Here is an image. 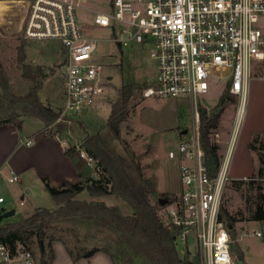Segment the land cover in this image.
Segmentation results:
<instances>
[{
  "label": "built area",
  "instance_id": "obj_1",
  "mask_svg": "<svg viewBox=\"0 0 264 264\" xmlns=\"http://www.w3.org/2000/svg\"><path fill=\"white\" fill-rule=\"evenodd\" d=\"M80 1L27 0L25 19L16 33L60 44L65 98L54 123L64 122L66 129L73 121L70 117L83 116L104 98L112 78L98 60L101 39L87 33L93 26L106 28L107 40L120 47L131 42L149 46L156 73L143 90L145 97L193 104L221 82L243 103L253 64L264 60V0H102L100 10ZM80 10L91 12V17L81 20ZM199 122L195 111L193 123L167 152L178 162L180 192L165 205V220L180 227L179 245L186 246L194 232L201 264H239L230 254V235L217 218L228 180L225 157L211 176ZM60 137L55 136L64 143ZM79 154L88 164L94 161L84 149ZM6 180L16 182L18 176L9 170ZM3 201L0 196V205ZM0 264H35V259L19 244L11 249L0 243Z\"/></svg>",
  "mask_w": 264,
  "mask_h": 264
},
{
  "label": "rangeland",
  "instance_id": "obj_2",
  "mask_svg": "<svg viewBox=\"0 0 264 264\" xmlns=\"http://www.w3.org/2000/svg\"><path fill=\"white\" fill-rule=\"evenodd\" d=\"M15 1L17 2L11 11L16 10L14 9L16 6L24 3L23 0ZM80 3L85 7L97 10L103 8L102 0H81ZM3 8L1 1L0 12ZM78 13L81 20H87L92 15L91 12L85 10H80ZM13 30L11 24L0 23V63L8 79L10 90L15 94L23 95L32 87H35L39 101L59 113L65 98L64 74L58 59L61 54L60 44L55 40L25 39L15 34ZM87 33L101 39L98 60L103 63L105 71L112 78L108 83L104 98L87 115L72 117L74 121L69 123V128L60 137L64 141V147L74 148L72 151L75 154L74 156H77L87 165L89 172L84 178L89 176L100 177L101 174L96 159L88 164L80 156L79 149L83 148L81 143L87 135L105 125L112 105L119 99V90L122 84L134 83L143 86L142 89H137L131 97L126 109V119L120 125L119 137L110 139V144L119 155L126 158L133 157L140 165L144 177L151 181L157 192L155 196H150L151 201H154L156 197H163L164 199L167 197L172 202L180 192L178 162L168 158L167 152L176 147L180 133L193 123L195 111L199 113V108H202L208 113L214 106L223 90L222 83L214 84L205 97L197 99L193 104L184 99L145 97L143 90L150 84L156 73L154 62L149 59V46L131 42L120 47L107 40L110 34L106 28L93 26ZM20 45L24 53L22 64L28 66L25 69L21 67V63L17 60V46ZM227 72L224 74H227ZM25 74H29V76H25ZM240 105L241 100L233 96L220 115L217 128L210 134L211 140L218 145L220 156H222L223 150L238 124L237 113ZM97 110L99 113H96ZM242 116L240 133L237 136L232 157L231 174H233V169L238 173H242L249 167V159L242 151L243 140L246 139L249 132L247 128L261 124V118L264 116V60L253 64ZM19 119L23 121L22 126L32 128L37 134L44 135L40 131L44 126L38 121L25 115H21ZM255 134H258V136L253 139V146L264 151V131L251 133L248 141ZM246 151L250 155L253 164L251 171L242 179L252 178L254 183L247 185L246 183L233 181V178H228L222 188L219 208L224 207L234 216L236 233L239 225H243L245 230L243 237L237 241L236 233L234 239L230 237L231 257L239 261L237 253L241 252L242 259L247 264H264L263 239L254 233L256 229L261 232L262 236L264 235V222H253L250 219L256 204L260 201L259 195L263 192L264 177L256 175V169L259 166L256 153L248 147ZM4 185L0 182V194L5 196L6 201L4 204H8L12 199L11 204L16 210L14 215L8 217L9 220L23 217L37 208L51 209L55 207L54 201L46 191L41 178L38 179L33 176L30 179V182L26 185L31 189V193L24 194L25 198L23 200L17 195L12 198L9 190L5 188L6 185L14 187L18 185L17 182H7ZM20 186L22 185L20 184ZM160 194H165V196H160ZM76 197L78 199L91 198L86 191L77 194ZM94 198L104 200L108 204L117 205L125 214L131 213L130 206L115 195ZM165 207V204L158 207V214L163 220L166 218ZM49 232L65 240L72 250L77 248L74 234L77 235L80 241L78 246L81 245L86 248L93 245L102 246L108 241L105 239L107 231L95 232L87 223L72 226L62 224L55 229H50ZM229 235H232L231 232H229ZM184 245H179L177 242L180 257L192 258L198 250L193 231H190L186 246ZM186 249L190 252L186 253ZM34 250L37 258L36 247H34ZM36 258L35 261H37ZM136 264L143 263L137 261Z\"/></svg>",
  "mask_w": 264,
  "mask_h": 264
},
{
  "label": "trees",
  "instance_id": "obj_3",
  "mask_svg": "<svg viewBox=\"0 0 264 264\" xmlns=\"http://www.w3.org/2000/svg\"><path fill=\"white\" fill-rule=\"evenodd\" d=\"M23 59L24 53L20 45L17 46V60L22 68H28L22 64ZM142 87L134 83L122 84L119 99L112 105L105 125L87 135L81 143L82 149L96 159L100 177L89 176L76 182L66 181L58 186L51 185L46 178L41 177L55 207L37 208L14 220L3 219L0 221V243L8 245L11 249L19 244L30 250L34 259L36 258L34 247H36L38 256L35 264H51L54 257L52 242L55 240H60L65 245L74 261L102 251L110 257L113 264H136L137 261L143 264H201L198 250L192 258L180 257L176 241L180 227L167 223L158 214L159 199L163 197H156L151 201L150 196H155L157 192L151 181L144 177L140 165L133 157L126 158L119 155L110 144V139L119 137L120 125L126 119V109L131 97ZM232 98L233 95L226 85L208 113L199 108L201 146L211 176L216 174L221 156L218 154V145L211 140L210 134L217 128L220 115ZM21 115L41 123L44 128L40 131L46 136L60 137L66 130L64 122L54 123L58 112L39 101L35 87L23 95L15 94L10 90L8 79L0 63V125L9 123L21 130L23 125V121L19 119ZM70 119L74 121V118L70 117ZM49 126H51L49 131H45ZM257 136L258 134H255L251 137L247 147L257 156L259 166L256 175L264 177V151L252 144ZM73 150L72 147H65L63 153L69 156ZM233 181L247 185L254 183L252 178L233 179ZM262 190V194L259 195L260 201L250 217L253 221L264 222V187ZM83 191H86L91 198L78 199L76 195ZM107 195L121 198L130 206L131 213L125 214L117 205L94 198ZM165 199V205L171 201L167 197ZM217 218L228 233L231 232L230 237L234 239L236 221L234 216L221 206ZM80 223H87L98 233L107 231L105 239L108 241L102 246L93 245L86 248L78 246L80 241L74 234L77 248L72 250L65 240L49 232L58 225L72 226ZM237 254V258L242 260V253Z\"/></svg>",
  "mask_w": 264,
  "mask_h": 264
},
{
  "label": "crops",
  "instance_id": "obj_4",
  "mask_svg": "<svg viewBox=\"0 0 264 264\" xmlns=\"http://www.w3.org/2000/svg\"><path fill=\"white\" fill-rule=\"evenodd\" d=\"M23 1V4L14 8L16 10L11 11L17 1L2 0L4 8L2 12H0V23H7L8 25L11 24L15 34L18 33L25 19L27 0ZM88 112L84 115H87ZM96 113H99V111L97 110ZM261 121V124L258 126L255 125L251 128H247L249 132L246 139L243 140L242 151L247 159H249V167L242 173H238L233 169V174H231L230 170H232V157L241 126V122L239 120L237 121L238 124L231 134L228 142L230 145L227 144L221 156V159L225 157L224 165L226 167L228 178H242L251 171L253 163L250 155L246 151V145L251 133H261L264 131V116L261 118ZM27 139L31 140L29 144H25V140ZM64 148V144L57 138L37 134L32 128L22 126L21 130H18L15 126L9 123L0 125V182L6 185L8 172L9 170H12L18 176V181H16L18 185L14 187L6 185L5 188L9 190L12 198L17 195L23 200L25 198L24 194L31 193V189L28 188L26 184L30 182V179L33 176L38 179L41 177L47 178L48 182L55 186H58L66 181L76 182L79 179L84 178L89 172L87 165H85L84 162L77 156L75 157V154L73 153L66 156L63 153ZM20 184L22 186H20ZM0 196L3 197L4 195L0 194ZM3 198L4 201L1 203L0 208H4L5 210L14 209L15 214L16 210L11 204L12 199H10L11 201L5 205V196ZM244 231V226L239 225L238 232L236 233L234 225L236 241L243 237L245 234ZM255 231L259 230L255 229L254 233ZM258 237H262L263 239L262 249L264 251V235L262 236L261 234ZM52 247L54 257L51 264H113L110 257L102 251H97L88 258H79L74 261L61 241H53ZM186 251L190 252L188 249H186ZM239 263L247 264L244 259L239 260Z\"/></svg>",
  "mask_w": 264,
  "mask_h": 264
},
{
  "label": "water",
  "instance_id": "obj_5",
  "mask_svg": "<svg viewBox=\"0 0 264 264\" xmlns=\"http://www.w3.org/2000/svg\"><path fill=\"white\" fill-rule=\"evenodd\" d=\"M86 110H83V113H85ZM185 131V130H183ZM166 203V199L160 198L159 204L164 205ZM14 214V209L5 210L4 208H0V221H2L5 218H8Z\"/></svg>",
  "mask_w": 264,
  "mask_h": 264
},
{
  "label": "bare ground",
  "instance_id": "obj_6",
  "mask_svg": "<svg viewBox=\"0 0 264 264\" xmlns=\"http://www.w3.org/2000/svg\"><path fill=\"white\" fill-rule=\"evenodd\" d=\"M2 0H0V2H1ZM243 104H244V102L243 103H241V105H240V109H239V111H238V113H237V118H238V120L240 121L241 120V118L243 117L242 115H243ZM237 120V121H238Z\"/></svg>",
  "mask_w": 264,
  "mask_h": 264
}]
</instances>
